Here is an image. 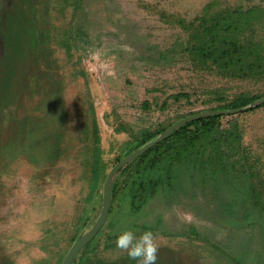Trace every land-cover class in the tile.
<instances>
[{
	"label": "rangeland",
	"instance_id": "374dc122",
	"mask_svg": "<svg viewBox=\"0 0 264 264\" xmlns=\"http://www.w3.org/2000/svg\"><path fill=\"white\" fill-rule=\"evenodd\" d=\"M219 22L239 27L236 41L264 48V0L3 1L0 264H61L82 233L84 215H100L103 184L88 198L97 136L107 176L145 134L198 113L223 112L217 122L241 136L231 133L259 169L264 194V77L203 70L180 48ZM32 24L50 39L40 42L38 32L27 31ZM241 98L250 103L219 109ZM176 139L147 151L126 174L163 156ZM239 171L221 185L205 176L201 185L161 192L139 215L128 214L126 201L127 214L118 213L113 227L108 219L90 258L136 264L115 245L116 235L131 228L156 234L157 264H242L234 261L240 257L264 264V219L246 218L256 210L250 201L242 204L248 183ZM234 203L233 217L222 214Z\"/></svg>",
	"mask_w": 264,
	"mask_h": 264
},
{
	"label": "trees",
	"instance_id": "16d2710c",
	"mask_svg": "<svg viewBox=\"0 0 264 264\" xmlns=\"http://www.w3.org/2000/svg\"><path fill=\"white\" fill-rule=\"evenodd\" d=\"M28 27V32L33 31L39 33L40 42H43L45 39H50L47 32L39 31L33 24ZM238 29V26L233 28L231 26L228 28L226 24H222L221 22L212 26L206 25L202 27V33L196 31L194 34L193 39L196 42H188L186 45L181 44L180 48L187 56L188 62L195 67L200 66L203 70L215 68L223 75L232 78L264 77V48L261 49L258 44H254L253 41H236L237 36L240 34L236 32ZM11 31L13 32V30ZM232 33L235 40L231 39L230 35H232ZM25 40L24 46L29 44L26 38ZM17 44L14 46V48H16L15 50H18V47H20L21 51L23 46ZM65 44L66 42L63 41L62 45ZM175 61L176 60H172L169 62L174 63ZM249 103L250 101L241 98L237 99L229 106L219 109H237L245 107ZM219 118L220 116L201 118L178 127L163 142L158 144H169L173 137L177 138V142L170 144L167 152L163 156H156L147 162L139 163L133 171L126 174V170L129 166L136 160H139L140 157H143L147 153L146 152L119 171L114 179L112 188V206L108 216V219L110 218L111 220V223L109 222L111 227L114 226L113 220H115L118 213L121 215L122 213L127 214L123 211V206L126 201L129 205L128 214L133 216L139 215L150 200L161 192L178 193V191L186 190L188 184L201 185L203 181L206 180L205 176L208 177V180L215 182L216 185H221L224 183L223 180L231 177V175L236 173L239 169L242 172L241 176H243V178L239 176L238 178L242 183H248V187L246 188L247 196L246 198H242V204L250 201L251 209L256 210L255 212H251L246 218L248 220L251 217L257 220L264 219V194L260 188L262 181L261 175L257 173L259 169L251 163L252 159L249 154L245 152L242 145L237 143L238 139L241 140V136L233 133L232 130L228 128H223L217 122ZM193 126L196 128L192 129L191 127ZM168 128L155 134H145L140 141L138 139L137 142L129 144L123 150L118 161L120 162L126 156L145 146L146 140L153 141L157 139ZM31 133L32 132L28 134ZM231 133L237 136L238 139L231 138ZM100 143V137L97 136L92 166L93 177L91 192L88 196L89 200H92L99 188L103 187L102 184H104V180L107 177L105 174L107 166L102 160ZM158 145L152 149H156L159 147ZM54 155H56L55 158L61 156V154ZM236 157H238V160L235 159ZM235 175L237 176V174ZM256 178L259 180L258 183L256 182ZM229 181L233 183L234 180ZM235 190H238V188L236 187ZM249 197H251V200L248 199ZM115 203H118V209L113 208V204ZM225 207L226 210L222 214L233 217L236 213L235 207H237V204H226ZM98 217L99 216L89 217L87 214L86 216L84 215V218H82V233L74 238L73 243L81 234L86 233L95 224ZM262 226H264V224ZM103 229L95 239L77 253L73 264H112L100 259L93 260L89 256L92 252L91 249L95 246ZM107 247L109 248L111 245L108 244ZM125 261L129 262L130 259L126 258ZM234 261L244 264L245 257L235 258ZM114 264L118 263L116 262Z\"/></svg>",
	"mask_w": 264,
	"mask_h": 264
},
{
	"label": "water",
	"instance_id": "95a60500",
	"mask_svg": "<svg viewBox=\"0 0 264 264\" xmlns=\"http://www.w3.org/2000/svg\"><path fill=\"white\" fill-rule=\"evenodd\" d=\"M243 110H235L234 112H240ZM223 114V112H203L195 115H191L188 117H185L176 123H174L172 126H170L167 130H165L157 139H155L153 142L139 148L138 150L134 151L130 155L123 158L120 162H118L108 173L102 189V211L96 220L95 224L83 235H81L69 248L68 252L66 253L63 261L61 264H73L74 258L77 255V253L85 248L97 235L102 231L104 228L109 212L112 206V188H113V182L119 171H121L125 166H127L129 163L134 161L136 158L141 156L142 154L146 153L159 143L163 142L168 136H170L178 127L187 124L192 121H196L201 118L209 117V116H215Z\"/></svg>",
	"mask_w": 264,
	"mask_h": 264
},
{
	"label": "clouds",
	"instance_id": "9594fccd",
	"mask_svg": "<svg viewBox=\"0 0 264 264\" xmlns=\"http://www.w3.org/2000/svg\"><path fill=\"white\" fill-rule=\"evenodd\" d=\"M115 245L136 264H157V237L151 230L137 233L131 228L125 229L116 235Z\"/></svg>",
	"mask_w": 264,
	"mask_h": 264
},
{
	"label": "bare ground",
	"instance_id": "6f19581e",
	"mask_svg": "<svg viewBox=\"0 0 264 264\" xmlns=\"http://www.w3.org/2000/svg\"><path fill=\"white\" fill-rule=\"evenodd\" d=\"M3 0H0V13L2 11Z\"/></svg>",
	"mask_w": 264,
	"mask_h": 264
},
{
	"label": "flooded vegetation",
	"instance_id": "af4514ba",
	"mask_svg": "<svg viewBox=\"0 0 264 264\" xmlns=\"http://www.w3.org/2000/svg\"><path fill=\"white\" fill-rule=\"evenodd\" d=\"M4 1V0H3Z\"/></svg>",
	"mask_w": 264,
	"mask_h": 264
}]
</instances>
